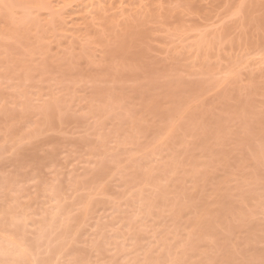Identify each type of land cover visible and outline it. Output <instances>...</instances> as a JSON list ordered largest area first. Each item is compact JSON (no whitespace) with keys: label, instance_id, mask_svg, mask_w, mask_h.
I'll use <instances>...</instances> for the list:
<instances>
[{"label":"rangeland","instance_id":"1","mask_svg":"<svg viewBox=\"0 0 264 264\" xmlns=\"http://www.w3.org/2000/svg\"><path fill=\"white\" fill-rule=\"evenodd\" d=\"M6 204L66 262L264 264V0H0Z\"/></svg>","mask_w":264,"mask_h":264},{"label":"bare ground","instance_id":"2","mask_svg":"<svg viewBox=\"0 0 264 264\" xmlns=\"http://www.w3.org/2000/svg\"><path fill=\"white\" fill-rule=\"evenodd\" d=\"M6 205L4 206L6 207ZM9 206L7 205V210L3 206L0 207V218H4L6 222L11 223L10 226L21 232H0V264H81L76 259L72 262H66L65 260L70 255L64 249L51 252V248L48 246L45 251H41L39 244L37 242L33 243L26 236L25 229L34 223L31 215L24 213L26 212L24 211L23 215L20 216L18 206H11L10 208ZM52 219L48 209L44 210L42 230L46 231L48 229Z\"/></svg>","mask_w":264,"mask_h":264}]
</instances>
